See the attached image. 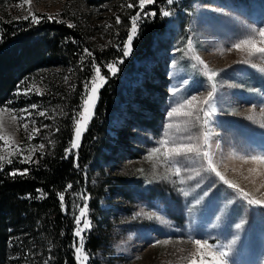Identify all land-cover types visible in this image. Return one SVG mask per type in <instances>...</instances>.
Instances as JSON below:
<instances>
[{
  "label": "rangeland",
  "instance_id": "rangeland-1",
  "mask_svg": "<svg viewBox=\"0 0 264 264\" xmlns=\"http://www.w3.org/2000/svg\"><path fill=\"white\" fill-rule=\"evenodd\" d=\"M103 1L31 0L29 4L0 0V15L7 20L27 17L32 21L35 14L40 21L73 25L92 48L101 51L111 47L116 51L117 58L105 63L107 70L100 69L101 75H107L109 65L122 70V65L130 61V54L125 56L123 52L130 18L139 7L138 0ZM186 1L187 7L180 12L163 9L172 15H160L165 24L155 45L147 56L131 64L105 130L110 145L102 147L100 169L89 185L91 190L99 189L94 227L103 239L99 254L102 264H191L199 260L201 252L192 243L194 239L230 245L229 264H264V162L251 159L264 154V71L260 70L264 61L253 57L252 63H244L249 59L247 52L232 47L252 29L264 28V0ZM196 56L218 73L214 80L208 79V70ZM95 75L94 71L92 77ZM213 82L216 89L209 123L200 131L209 135L207 150L216 170L238 190L206 171V163L180 160L177 164L165 158L163 148L153 151L161 147L165 132L169 133V145L180 142L175 126H183L190 118H169L168 112L192 96L202 101L212 91ZM50 84L64 90L75 88L74 73L56 66L36 69L15 92L22 100L35 96L34 103L0 104V108L14 110L0 112V135L9 140L8 145L0 140L3 165L10 164L9 160L24 162V157H32L48 146L58 109L49 99L37 97H49ZM85 91L84 87L83 98ZM196 107L205 106L198 103ZM183 110L189 109L185 106ZM13 116L26 119L14 120ZM29 135L33 136L31 140L27 139ZM194 142L204 150L203 135ZM178 166L180 174L176 175ZM86 197L81 194L76 200V219ZM38 256L34 246L23 250V258L30 259V264L39 261Z\"/></svg>",
  "mask_w": 264,
  "mask_h": 264
},
{
  "label": "trees",
  "instance_id": "trees-1",
  "mask_svg": "<svg viewBox=\"0 0 264 264\" xmlns=\"http://www.w3.org/2000/svg\"><path fill=\"white\" fill-rule=\"evenodd\" d=\"M87 1L93 4L96 0ZM185 7L186 0H174L172 5L166 0H155L146 6V12L155 11L157 15L144 17L141 13L130 61L115 75H105L107 82L99 89L94 115L75 149L71 148L74 114L82 103L84 85L96 66L105 68L106 62L117 58L116 51L111 47L98 51L79 30L54 20L34 23L29 19L7 20L0 15V104L34 103L35 96L22 100L15 92L27 74L39 68H69L76 82L75 88L67 90L50 84L49 97H37L38 100L49 99L58 109L46 149L32 155L30 162L5 164L0 169V264H30V259L23 258L27 246L39 251V261L35 264H78L74 231L76 200L81 194L87 196L84 200L91 222L90 229L84 233V249L89 255L87 264H102L99 254L103 239L94 227L99 189L96 193L89 185L95 171L100 169L98 163L104 157L102 147L110 145L105 130L122 95V81L130 73L131 64L149 54L157 34L163 29L162 10L180 12ZM25 169L27 174L20 175ZM13 171H17L15 177L10 175ZM61 193L65 196L64 206L59 200Z\"/></svg>",
  "mask_w": 264,
  "mask_h": 264
},
{
  "label": "snow or ice",
  "instance_id": "snow-or-ice-1",
  "mask_svg": "<svg viewBox=\"0 0 264 264\" xmlns=\"http://www.w3.org/2000/svg\"><path fill=\"white\" fill-rule=\"evenodd\" d=\"M25 3L31 2V0H24ZM174 0H166V3L168 5H172ZM155 3V0H138V7L139 11L136 13V15H133L129 27V34L127 36V39L125 41V50L123 52V55L127 56L130 54L131 51V45L133 43L134 37L138 32V21L142 19L141 13H143L144 17H155L157 13L155 11H144L147 5H151ZM127 7L132 8V4H128ZM162 15L165 17H168L172 15V13L168 10H162ZM27 19V17H25ZM48 19H53V17L49 16ZM33 22H39V18L33 14L32 16ZM116 23H121L120 17L116 18ZM69 27H73V25L69 24ZM259 38V40H257ZM189 47H191V42H189ZM237 50L245 51L248 54L249 59L244 60V63H252L251 58L255 57L259 61H264V28L260 29H252L251 32L245 36L244 38L238 40V42L234 43L232 45ZM89 56H91V52L88 53ZM196 61L199 62V64L203 65L205 69L208 70V79L214 80V78L218 75V73L212 71L209 66L199 57H195ZM119 63V62H118ZM253 67H256V64H252ZM261 71H264V69H260ZM116 71H118V68L115 64L108 66V72L110 75H115ZM95 73L96 75L90 79V81L86 82L84 87L86 89L84 98H83V104L81 106V110L77 113V120L75 125V140L72 143L71 148L75 149L77 148V143L81 137L82 131L86 130L88 123L90 122L91 117L94 115V108L96 101L98 100V92L99 89L107 82V76L101 75V70L99 66L95 67ZM212 91H209L207 93V96L203 98V100H199L197 96H192L190 99H186L182 104L177 105L176 107L172 108L168 112V117L171 118L174 115L176 116H182V117H188L190 118L188 121H185L184 125L177 124L176 131L180 133V142H173L171 145H169V141L167 139L169 133L165 132L164 136L165 139L160 141L161 147L155 148L154 152H160L161 148L164 149V156L166 159L176 160V163L179 164L180 160H187L189 162H195L200 161L202 163L207 164L206 171L210 170L215 173V175L222 180L228 187L236 189V185L232 184L230 181L226 180L223 175L219 171L216 170V166L213 160L212 155L210 154L208 148H210V139L209 135L206 131H200L202 127H206L209 123L207 117L210 114V108L211 105L214 103L213 101V93L216 89V84L213 82L211 85ZM198 103H202L205 107H200L197 109L196 105ZM187 106L189 109L188 111L183 110ZM35 107V106H33ZM2 111H14L11 109H3L0 108V112ZM27 111V110H26ZM199 113H202L201 116ZM40 116H44V112L38 113ZM31 115V113H29ZM13 119H26L25 117H16L13 116ZM202 121V125H201ZM167 127L169 129L173 128L172 124H168ZM23 128L27 130L28 124L24 123ZM35 131H38L36 129ZM200 135H203L204 142H203V148L202 150L201 145L195 143ZM33 138L32 135H29L27 139L31 140ZM0 140L4 141L5 145L9 144V140L6 139L3 135H0ZM41 149L43 148V145L39 146ZM17 151H22L21 149H17ZM68 151H71L69 149ZM179 158V159H177ZM5 157L0 156V169L3 167V161ZM253 160H259L261 162H264V154H261L259 156H253L251 157ZM31 157L27 156L24 157V162H30ZM8 163H11V160L8 161ZM28 172L27 169L23 170V172L20 173V175H26ZM175 174H180V167H176ZM11 176L15 177L17 175V171H13L10 173ZM199 175V173H197ZM189 179H192V177H189ZM181 183H184L183 180L180 181ZM71 188V185L68 186ZM183 191V189H182ZM184 195H188L187 192H184ZM244 195H247V193H244ZM199 199V198H198ZM59 200L62 203V206H64L63 202L65 200V196L63 193L60 194ZM249 204H252L253 201L249 200ZM258 203V202H257ZM88 215V206L87 203H85L83 206L79 209V215L76 219L77 229L74 233V235L78 238V246L76 248L77 253V261L78 264H87V261L89 260V255L86 253L84 249V239H85V230L90 229L91 222L89 219H87ZM151 219V217H149ZM83 221V222H82ZM237 227H240V225H237ZM197 247V249L201 250L200 252V258L199 260H192L191 264H229V255L231 252V246H220V245H214L210 244L207 240H201V239H194L192 241ZM209 250V251H206ZM83 253V255H81Z\"/></svg>",
  "mask_w": 264,
  "mask_h": 264
}]
</instances>
